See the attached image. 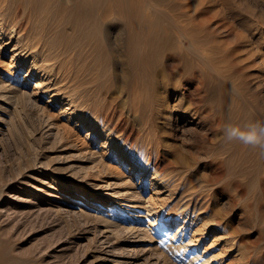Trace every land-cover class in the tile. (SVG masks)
<instances>
[{
	"label": "rangeland",
	"instance_id": "rangeland-1",
	"mask_svg": "<svg viewBox=\"0 0 264 264\" xmlns=\"http://www.w3.org/2000/svg\"><path fill=\"white\" fill-rule=\"evenodd\" d=\"M48 2V6L60 8L64 15L73 13V2L71 6L60 0ZM120 3L123 9L142 4L143 9L135 17L139 22L149 23L150 20L151 25L174 29L182 17L189 19L186 22L191 21L187 26L192 30H207L206 33L215 36L213 43L221 45L219 52H225L229 67L212 71L215 75L216 72L229 75L218 82L215 93L218 103L232 104L226 90L238 89L234 110L223 113L225 125L264 122V0ZM39 14L46 15L45 12ZM35 21L34 26L47 28L46 43L54 42L50 35H53L50 31L53 26L62 30L63 40L68 44L80 33L74 30V24L61 20ZM5 28L0 29V264H203L202 258H211L209 261H214L213 264H246L250 250L255 259L251 264H264V158L258 155L257 149L245 151L247 146L238 141L226 142L223 128L215 129L205 121L181 133L182 123L192 118L190 112L178 110L181 105H187L182 99L178 100L186 93V88L180 91L172 88L161 99L168 109L150 112L147 108L136 112L135 118L122 114L126 127L130 125L133 132L129 136L132 145L140 146L148 139L158 141L154 142L157 155L151 153V156L152 159L156 156L163 177L155 183L151 180L150 166L133 164L130 170L129 159L118 160V155L106 144L100 146L98 134L93 136L97 130L94 133L88 130L93 117L85 108L93 109L90 93L93 69L89 67L93 62L74 60L85 70L79 73V90L74 91L65 85L68 79L61 81L59 73L55 75L53 70L57 63L44 61V56L37 53L33 57L24 45L21 48L22 42L27 43L32 37L42 39V34L20 39L13 34L8 39L9 29ZM120 29L117 27L114 32ZM88 47L93 49V44ZM66 55L68 59L72 54ZM65 59L63 65L71 61ZM45 65L49 66L43 68ZM50 67L53 70L50 71ZM26 73L28 77L23 81ZM51 94L53 98L48 102ZM77 105L80 106L75 109ZM170 106H174L173 109ZM169 126L176 128L169 129ZM129 130L123 133L128 134ZM179 135L181 137L177 138ZM207 146L211 156L220 155L219 147L229 148L221 152L226 158L221 168L204 157L203 148ZM235 146H241L242 152L230 149ZM251 151L254 155H249ZM191 155L198 157V161L193 166H183L184 160H192ZM188 174H193L190 181L186 180ZM193 192H198L199 203L193 201ZM103 195V200L107 198V201L101 199L97 206L94 199ZM115 201L119 202V220L95 221L104 210L113 209ZM129 205L141 207L140 212L134 213L135 208L127 209ZM90 215L93 218L84 224L85 217ZM220 215L224 221L221 227L212 221L214 216ZM170 217L186 218L188 227L172 241L170 235L176 233L179 222H170ZM148 218H158L160 233L141 232ZM196 229L198 232H193ZM233 231L236 234L231 233ZM118 233V237L126 235L125 241L116 237ZM224 253L230 256L221 263L217 254Z\"/></svg>",
	"mask_w": 264,
	"mask_h": 264
},
{
	"label": "bare ground",
	"instance_id": "bare-ground-1",
	"mask_svg": "<svg viewBox=\"0 0 264 264\" xmlns=\"http://www.w3.org/2000/svg\"><path fill=\"white\" fill-rule=\"evenodd\" d=\"M60 1L66 3L65 0H60ZM128 1L130 2L131 0H72V2L74 3L72 7L73 13L64 15L62 14V10L60 8H52V6H48L49 3L48 0H28V1L0 0V29L4 27L9 29V33H8L9 36L7 37L8 39L9 37L13 36V34L17 35L18 39H20L21 37L30 38V36H32L35 33L42 34V36H44L42 37V39L40 38L36 39L32 37L29 40V42L24 44L22 42V45H20L21 48L24 45L25 46L24 48H27L29 54L30 53L33 54V57L37 54H40V56H44L42 60L47 62L53 61L57 63L56 68H54L55 66L54 67L51 66L54 68V70L50 67L51 68L50 71L53 70L55 72V75L59 73V76L63 78L61 79L58 76L59 77L58 79H60L61 81L62 80L65 81V79H68L65 85L71 86L74 91L80 87L79 81L81 78H79L80 77L79 73L80 75L85 73V70L81 69L80 66L78 67L75 64L74 60H77V63H79V61L81 62V60L84 59H88L89 63L93 62V66L91 64L89 66L91 67V69H93V81H92L93 86L91 85L93 89L91 88V92H90L93 94V98H92L93 106L91 105L93 109H86L84 107L85 104L83 103V108H85V112H88V115L93 117V120L90 122V126L88 130L90 129L93 130V133L95 130H97V133L93 134V136L98 134L99 142L101 143L100 146L104 147L106 144L109 149H111L114 153H116V155H118V160H121L123 158L127 160L129 159V161L131 162V164L128 166L130 170H133V167L131 166L133 164L134 165L136 164V166H142V167L144 166V168L146 167L148 168V166H150L152 172L151 180H155V183H157V181L163 177L161 176L162 169L160 165L157 164V162L155 161L156 156L154 157V159H152L153 156H151V153H155L157 155L158 148L156 147L154 142H158V141L156 140L154 141L152 139L154 141L152 142L150 141V139H148L146 142H143V144L140 146L138 145L136 146V144L132 145L131 141L129 140V136L131 137L133 132L132 129L130 128V125L129 127L127 126L128 129H126L127 128L126 121L122 114L125 113L124 115L130 116V118L132 117L135 118L137 117L136 112H140L141 110H146L147 108L150 110V112L157 110L159 111L162 108L168 109L169 106L165 103V101L161 100L164 99L163 94L166 93L165 96H167L168 90L172 88L173 90L186 88V93L181 94L180 97H178L179 98L178 100L182 99L184 102L187 103V105L185 107H183L184 104L181 105V107L178 110L179 111L181 110L180 112L182 113L190 112L192 120L188 119L184 121V123H182L181 133H184V131L188 130L189 127L191 128L195 126H200L203 121L208 122V124L211 127L213 126L215 129H220V128L224 129V127L227 124L225 125L226 120L223 113L226 110L227 111L229 110L230 112L234 110V107L237 105L235 101L236 100L235 97L237 95L236 93L238 92V89L235 88L232 91L226 90L228 94V99L229 101L232 102V104L230 103V105L228 104L227 106H225V105H220L218 103L219 100H217V98L215 97V93L218 90L217 87L220 84V83L218 84V82L220 80L228 78L229 75L227 72L220 75L219 74L217 75V72L216 75L212 73V71L218 70V68L222 66L225 68L228 67V65H226L228 61H226L227 59H225V55H224L225 52L223 51L219 52V47L221 45L216 46V44L213 43L215 36L213 38V36L210 35V33H206L207 30H205L206 32H202L199 30L198 31L192 30V28L187 26L189 25L188 23H191V21L186 22L189 21V19L186 20L182 17L181 19H179L177 24H175L174 29L172 27L163 28L162 26L159 25H151L150 20L149 23L144 21H143L144 23L142 21L139 22L135 17L138 14H140L139 12L143 9L142 4L141 5L139 4V6L136 7L133 6L134 8L129 7L127 5L129 7L128 9H126V7H124L123 9L119 6L120 2L125 3ZM175 4L177 5V2ZM40 12H45L46 15H40L39 14ZM185 14L186 12H184V15ZM35 20H42L49 22L52 21L51 23H53L54 20H61V22L64 21L69 24H74L72 25L74 27V30H79L80 33H78L76 36L73 37L72 40L73 42L71 44H68L67 40L66 41H64L65 39L63 40L64 33L62 32V30L53 26L54 28L50 29V31L53 32V35L52 33L50 35L53 38L54 42L50 43L48 41V43H46V41L48 40V37L45 36L48 33L47 28L41 26L40 27L34 26L33 21ZM128 24L130 26H126ZM152 26H154V28ZM117 27L118 28L121 27L122 29H120L118 33H115L114 31L115 28ZM125 27L127 28L132 27V29L127 30ZM3 42H6V40L4 39ZM91 44H93V49L91 48L89 49L88 47ZM45 52L49 54L43 55L45 54ZM69 53L72 54L71 57L69 56L68 58L71 61H66V63L63 65L62 60L63 58L65 59V57L67 56L66 54ZM48 66L49 65L47 66L45 65L43 66V68ZM124 68H125V72H124ZM27 77L28 74L26 73V75H24L22 80L25 81ZM54 82L56 84V80ZM81 90L82 89H80L79 92H81ZM79 94L80 93H78V95ZM78 97H76V99ZM97 97L98 98L100 97V99H97ZM52 98H53L52 94L48 95V100L50 99L48 102H50ZM83 99L85 98L83 97ZM78 106L80 105H77L75 109L79 108ZM173 107L174 106H170V109H173ZM61 110H65V109L61 107ZM182 113H179L180 116L182 115ZM174 128H176V126H169V129H174ZM125 130H129L128 134L123 133L125 132ZM218 133H221V131H219ZM102 135L104 136L101 137ZM149 135L151 134L147 135L148 138H150ZM179 137L181 136L180 135L177 136V138ZM240 147L235 146L234 148H230V149L234 150L235 153L238 152L240 153L242 152ZM206 148L210 149L209 146L203 148L205 149L204 157L206 158L209 157L210 163H214L217 166H219V168H221L224 161L226 160V158L222 156L221 152H225L229 148L219 147L218 152H220V155L218 153L217 156H211L210 154L208 155L209 151ZM252 149L256 150V148H252V147H247V149L244 150L250 151ZM246 153L248 154V152ZM250 153L254 155L252 151L249 152V155ZM194 157L192 158V160L188 159L189 161L182 160L185 163L183 164V166L188 167L196 163V161H198V157L196 158ZM250 157L251 156H249V158ZM252 159L253 158H251V160ZM178 161H181V159ZM255 172L258 173L257 171ZM191 179H193V174H188L186 176V180L190 181ZM193 193L194 194L192 195V199L193 201H195V203H197L198 192H193ZM104 197L105 195L94 199L96 202L95 204L98 206L101 202L99 200L101 199L103 202L107 201V198H105L106 200L105 199L103 200ZM114 204H116V206H114L113 209L104 210L105 211L104 214H102L100 217H95L96 219L95 221L97 222L105 221V222L113 223V221L119 220L117 219L118 216L117 206L119 205V202L115 201ZM131 208L136 209V212L134 213H139L141 210V207H133L131 205L127 207V209H131ZM128 214L129 213H127L126 215ZM90 218H93V216L91 215L86 216L84 224H87L86 222ZM157 219L158 218L155 219L148 218V223L146 224V227L141 229V232L146 233V232H151L153 230L155 232L160 233L161 229L159 225L156 223ZM168 220L171 222L174 219L170 217ZM177 220L179 222L178 228L176 233L170 235V239H169L170 241L174 240L177 234L181 233L182 235V231L185 228H188L186 226L187 225L186 218H183L182 220L176 218L174 222ZM212 221L214 222V224L220 225L219 227H221V225H223L224 223L222 219V215L218 217L214 216L212 218ZM134 228L135 225L134 227H132V231L134 230ZM197 229L193 232L196 231L198 232ZM222 232L224 233L225 231ZM68 233H70V230ZM231 233L236 234V231H233ZM118 235L119 233L116 234V237L119 240L125 241L126 235L124 236L122 235L119 237ZM233 238L234 237H232V240ZM215 239L217 240V238ZM190 242H193L192 239ZM226 242H227V238H226ZM173 245L174 244H172V246ZM191 245L192 243L190 244L188 243V246ZM229 245L230 244H228V246ZM223 249L225 248L223 247ZM248 253L250 254V257L246 256L247 258L245 260V263L251 264L255 261V259L251 256V250L248 251ZM217 255H219L220 258L219 262L223 263L226 261L227 257L230 256V253L217 254ZM209 259L202 258L204 262L202 263L213 264L214 261H209ZM60 260L61 259H59V261ZM226 264H233V263L226 262Z\"/></svg>",
	"mask_w": 264,
	"mask_h": 264
},
{
	"label": "clouds",
	"instance_id": "clouds-1",
	"mask_svg": "<svg viewBox=\"0 0 264 264\" xmlns=\"http://www.w3.org/2000/svg\"><path fill=\"white\" fill-rule=\"evenodd\" d=\"M71 6L72 0H65ZM226 142L238 141L239 143L258 149L259 156L264 158V122L254 121L246 125L228 124L223 129Z\"/></svg>",
	"mask_w": 264,
	"mask_h": 264
}]
</instances>
